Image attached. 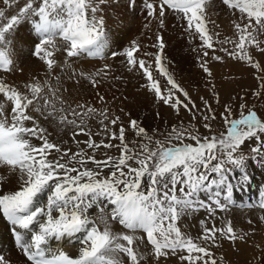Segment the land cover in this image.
<instances>
[{
    "label": "snow or ice",
    "instance_id": "snow-or-ice-1",
    "mask_svg": "<svg viewBox=\"0 0 264 264\" xmlns=\"http://www.w3.org/2000/svg\"><path fill=\"white\" fill-rule=\"evenodd\" d=\"M106 2L27 0L17 15L6 17L5 10H0V72L11 73L14 66L6 33L25 20L32 21L38 37V42L33 41V55L46 65L49 74L58 63L54 59L60 50L58 40L63 42L69 58L105 59L108 35L101 13ZM210 2L145 0V7L148 17L158 21L160 27L164 26L166 12L186 21L185 31L200 41L197 48L201 67L209 78L213 73L208 64L224 59L215 54L217 51L257 70L261 85L253 95L260 98L264 94V66L249 49L264 53V40L259 39L264 35V0H221L227 9L239 13L232 21L238 42L220 40V33L209 29V23L215 24L206 12ZM3 3L11 7L13 0ZM229 42L234 44L232 50L224 47ZM154 46L157 53L144 55L154 56L156 70L166 79L163 89L151 64L137 58L140 49L135 43L113 55L125 56L130 70H140L148 81L144 87L177 115L183 109L193 121L199 116L208 135L195 124L185 126L181 121L171 126L164 139H155V134L137 119H130L125 126L120 116L109 118L106 111L86 104L77 105L86 108L84 113L70 109L74 117L70 119L64 114L65 108H57L52 102V98L59 99L58 86H49L47 81L27 85L30 97L0 78V220L10 226L15 247L30 264H166L172 256L179 264H218L212 249L220 247L222 239L235 242L247 235L238 234L231 221L217 227L214 218L217 210L227 212L234 206V194L245 191L250 183L249 157L241 150L246 141L255 139L251 158L264 165V119L246 102L235 107L227 103L219 115L226 132L215 134L210 121L218 117L212 103L200 97L203 108L198 107L167 70L162 36H157ZM107 68L105 65L80 76L97 89V78L106 76ZM55 79L59 81V77ZM215 87L212 84L210 91L219 105ZM45 88L48 95L41 96ZM245 99L241 96L242 101ZM38 100H43V105ZM33 112L45 120L51 118L71 126V139L77 149L52 141ZM97 113L103 119L101 128L93 133L88 118ZM237 113L239 118H234ZM129 132L132 138H128ZM101 134L104 138L97 141L94 136ZM80 135L87 139L76 140ZM111 149L119 154L109 155L107 150ZM236 170L241 175L233 183L230 174ZM10 177L15 181L13 189H7ZM201 192L209 195L211 203L198 198ZM260 207L264 208V199ZM93 209L94 213L90 211ZM201 209L208 211L213 223L209 226L207 220H200L202 231L194 237L183 230L179 221ZM114 225L121 226L120 230ZM70 245L75 246L74 251L65 250ZM0 264L10 261L0 255Z\"/></svg>",
    "mask_w": 264,
    "mask_h": 264
},
{
    "label": "rangeland",
    "instance_id": "rangeland-1",
    "mask_svg": "<svg viewBox=\"0 0 264 264\" xmlns=\"http://www.w3.org/2000/svg\"><path fill=\"white\" fill-rule=\"evenodd\" d=\"M137 1L142 3V0H137ZM13 2L14 3L12 5L16 3V1H13ZM23 2L21 1L18 4H16L17 6L16 5L14 6L17 9L16 12L13 10L14 8L11 9L10 6L4 5V4H0V9L5 10L6 17H11L12 15H17L20 8H22L26 4L25 0ZM132 3L134 4L135 1L133 0ZM222 8H223V4L218 3V0H211L210 4L208 5L206 9V12L210 15L211 21H215V24L209 23L208 27L211 31L220 33V36H219L220 40H224L227 38L230 41L238 42V35L236 34V30L234 28L232 21L237 19V17L239 16V13L238 12L234 13L232 10H229L227 8L226 9L225 8L222 9ZM134 9H135V6H134ZM146 13L147 12H145L144 19H140V24L142 26L141 28L135 26L136 24L134 23V25H129L130 27L129 31L127 30V31H120V32L115 31L114 32L113 29L112 31L110 30L109 35L111 37L116 35L117 37L116 36L115 37L117 41L115 42L113 46L108 45L109 47L107 48L108 50L105 52L106 58L104 60H112L111 58H116L118 56L125 57L123 55H119V54L113 55V54L123 53L125 52L123 50L127 49L125 47L127 46L128 48L132 47L134 46V43L136 45L138 43V38L140 36L141 37L146 36L149 38V35L150 33L153 32V30L157 31V35L163 37V40L165 43L168 42V39L165 38V35L170 36L168 34L169 32L170 34L174 33L173 35L175 37L177 36L179 37V34H184V37H182V41L184 39L183 42L185 44L182 43L179 46V51H180L179 56H181L180 57L181 65H179V62L176 63V60L173 55L171 56L172 57L171 59L169 58L168 54H167L168 56L165 54L166 47L163 50L164 63L167 67V70L171 74H173L174 78L178 81V83L189 93L192 100L195 101L198 107H200L201 109L203 108V104H202L200 97H204L205 99H208L210 103H212L213 108L216 109V114L218 117L216 121H210V123H212L213 125V132L215 134H219L220 132H226V126L219 119V115L220 113L223 112V108L225 104L227 103H233V106L235 107L236 105H239L242 102H246L250 107L254 108L257 111L258 115L262 119H264V94H262L260 98H257L255 95H253V93L257 91V89H259L261 85V81L256 78L258 75H260V73H258L257 70H255L254 68H252L250 65L246 64L243 61L234 60L233 58L227 56L226 54L217 51L215 54L224 56V59L222 62L212 61L211 63L208 64V67L211 69L213 73V76L209 78L207 74L203 72V69L201 67L202 61L199 56L200 49L197 48V46L200 44V41L198 39L191 38L189 34L185 31L184 26L186 24V21H182L178 17L172 14L174 17L172 18L171 22H164V26L160 27L158 21L152 19L151 17H148ZM169 15H170V12H166L164 21H166L169 18ZM151 25L153 27L150 28ZM154 26H155V29H153ZM31 28L33 30V25L31 26ZM147 29L150 32L147 31ZM131 34H134V35H131ZM128 37L131 38V42L128 41L129 39ZM121 39L123 40V43L118 42L119 40L122 41ZM259 39L264 40V35H261ZM134 40H137V41H134ZM130 44H133V45L131 46ZM156 44H157V39L156 40L149 39L148 45L151 46L153 49V52L151 53H157L159 51L158 48L154 46ZM11 47L12 45L7 46L8 50H10ZM151 47H149L148 49H151ZM219 47L220 45L217 44L216 48L219 49ZM224 47H227L229 50H232L234 48V44L229 42L228 44L224 45ZM194 48H197V50L194 51L193 50ZM113 49H114V52L109 54L110 50H113ZM249 50L252 52L255 60L259 61L261 65L264 66V53L257 51L255 48H250ZM140 51L138 52L137 58L138 59L147 58V61L152 62L151 66L153 69V75L160 80L161 87L163 89L166 84V79L163 76H160L159 72L156 70L157 66L154 64V56H145L144 53H140ZM209 51L211 55L212 52L211 50ZM173 58H174L175 63L172 61ZM111 74L112 73L108 72L107 75L104 76L105 78L103 77L101 79V82L106 83L107 81L109 83V84L107 83L108 84L107 86L99 85V92H100L99 94L103 93L106 95H111L113 97L111 100H106V101L104 98V101H103L104 103L108 102L106 104L108 105L110 104L112 106L111 107L112 110L109 111L108 113L106 112L108 117L114 118L115 116H120L125 126H127V123L130 119H137V120L139 119L138 121L141 122L142 126L146 127L147 129L149 128L151 129L152 127H147L146 125V123L148 122H147V119L145 118V115L141 118H137L134 114L135 112L139 111L137 110L139 106L141 108L144 106V103L140 105L138 102L139 100L142 99V97L138 96L137 94L136 96L135 95L127 96V92L124 90V88H121L123 86V83H127L130 80L125 77L122 78L121 76H120L121 78L119 77L116 78L115 76ZM13 75H16V74H13ZM116 82H119V85ZM212 84L216 86L215 91L219 93V97H220L219 105L215 103V100L212 97V93L210 91ZM103 89H104V92H101L103 91ZM119 92L121 93V96L119 95ZM138 92L144 93L143 98L146 96L145 97L146 99L142 100L143 102L146 101L145 105H148L147 110H146L148 114L146 115L155 116L157 126H159L160 124L159 127H153L151 130L149 129L152 133L155 134L154 135L155 139H164V137L171 130V126L177 125L181 121H183L185 126L189 125L190 122L195 124L197 127H199V130L202 134L208 135L206 129H204L202 126V121L199 116H197L196 120L193 121L190 113H188L187 111L183 109L181 110L179 115H177L173 109L164 105L162 102L158 101L155 98L154 94L148 91V89L145 90V88L143 89L142 87L140 90H137L136 93ZM241 96L246 97L245 101L241 100ZM118 97H121L122 101H121V98H118ZM123 97H125L126 99ZM131 97H133V100L129 101L128 99H130ZM134 100H136L137 102L135 101L136 102L135 103ZM39 101L40 100H38L37 103H39ZM104 103L102 105H105ZM117 109H120V110H117ZM32 114L34 116H37V113L35 112H33ZM234 118H239L238 113L235 115ZM101 119H103V117H99V124L97 126L89 125L93 133L97 132L101 128V125H100ZM104 122L109 123L108 120H105ZM44 127L47 128V131L50 134L51 140H54V142H57V143H62L63 147L65 146L71 147L73 151L77 149V145H75L71 139L72 133H73V129L71 128V126H67V127H65L64 125L57 126L52 123L51 119H48L46 120ZM118 127L119 125H117V128ZM67 130L71 132H68ZM132 135L133 134L131 132L127 134L128 138H132ZM81 136L83 135L77 136L76 138H79ZM83 137L84 139H87L86 136H83ZM94 138L97 141H100L104 137H103V134H101L100 136H94ZM59 141H62V142H59ZM140 142L142 141L138 140V143ZM185 142L192 143V141H185ZM113 143H118V141H113ZM255 144H256V141L255 139H253L251 141H246L245 144L241 148L244 154L249 157L247 161V173H249L248 175L250 178L252 177V171L250 168L251 162H253L254 165L257 166V168L259 169L264 168V165H261L260 163H258L257 160H253L251 158L253 154L251 153L250 149ZM107 151L109 155L119 154L118 150L116 149H111ZM97 155L99 158L100 154L97 153ZM236 171H239V170H236ZM236 171H234L233 173H235ZM261 172L263 174V179H264V170H262ZM263 179H262V182H263ZM248 186L249 185L246 186L245 192H248L249 189L251 188V185H250V188ZM241 193L242 192H236V194H241ZM246 194H249V193H246ZM207 202L211 203L210 201H207ZM254 206H259V208L262 210V208L260 207L259 203H257V201L251 205L241 206V208H245L242 211V214H243L242 221L243 222L242 221L237 222L236 220H234L233 215H230V212L225 213V212H220L219 210H217L216 216L214 218V222L217 227H223L225 226L227 221H231L233 227L236 229L238 234L244 235L245 233H247V235L245 236L243 240L238 239L235 242H230L226 239H222L221 246L218 248L212 249V251L215 254V258L218 261V264H264V221L262 219L263 217L262 215L264 212L262 213L257 209H252ZM202 219L207 220L209 226H211V224L213 223V218L209 217V213L205 209L199 210L193 213V215L191 214L189 216H185L179 221V223L182 226L184 231H187L190 235L195 237L198 233L202 231L201 226L199 224V221ZM249 221H251L252 223H249ZM241 226H243V228ZM119 227L121 228V226ZM162 264H165V262L162 261ZM166 264H179V261L177 257L172 256L168 258V260L166 261Z\"/></svg>",
    "mask_w": 264,
    "mask_h": 264
},
{
    "label": "bare ground",
    "instance_id": "bare-ground-1",
    "mask_svg": "<svg viewBox=\"0 0 264 264\" xmlns=\"http://www.w3.org/2000/svg\"><path fill=\"white\" fill-rule=\"evenodd\" d=\"M13 1H16V0H13ZM21 1L23 2L24 0H18V3ZM25 1L27 2V0H25ZM134 1H135L134 4L133 3L130 4L129 0H107V2L102 5L103 12L101 14L105 18V26H106L107 35H108V45L113 46L115 44V42L117 41L116 35H115L116 37L115 36L111 37L109 35L110 30L112 31V29H113L114 32L115 31H119V32L120 31H127V30L129 31V29H130L129 25H134V23L136 24L135 26H137L139 28L142 27L140 24V19H144L145 12H147V9L145 7V0H142V3L138 2L137 0H134ZM18 3L16 2L14 5H12L10 7L11 9L14 8L13 10L15 12L17 11V9L14 6ZM218 3H222L221 0H218ZM0 4H4L3 0H0ZM134 6H135V9H134ZM223 8L226 9L227 7L225 5H223ZM174 16L170 13L169 18L164 22H171V20ZM31 26H32V21L31 20H25V21H22L20 24L15 25L13 27V29H11L8 33H6V46L12 45V47L10 48L9 51L11 52L12 57L14 59L13 71L11 73L0 72V78H3L6 83H9V84L15 86L18 90L25 93L26 95H29L30 97L32 94H31L30 89L27 87V85H30V84H33L36 82H39L41 85H43L44 82L47 81L49 86H52L54 88L58 86L59 91L57 92V96L59 97V99L52 98V102L56 104L57 108H59V107L65 108L67 111L64 114L68 115V117L70 119L74 118L71 115L70 109H76L77 112L81 111L80 113H84L86 111L85 107H77L78 104L79 105H85L86 104L88 107H95L97 109L104 110L108 113L109 111L112 110V108H111L112 106L110 104L109 105L106 104L108 102L104 103L103 102L104 100L100 101V99H98V96H103L105 98V101L111 100L113 97L111 95H106L103 93L99 94L100 93L99 87L97 89H93L80 76L81 73L97 72V71L103 69L105 65H108V68L106 70L107 73L108 72L112 73L111 75L115 76L116 78L117 77H119V78L125 77V78H128L130 80L127 83H123V86L121 87V88H124V90L127 92V96H131V95L136 96V94H137L138 96L142 97L141 100L138 99L139 100L138 102L140 105H142L144 103V106L142 108L139 106L137 108V110H139V111H137L135 109L137 111L134 113L135 116L137 118H141L145 115V118L147 119L148 123H146V122H144V123H146L147 127L153 128V127H159L160 126V124H159V126H157L155 116L146 115V114H148L146 111L148 105H145L146 101L145 102L142 101V100L146 99L145 98L146 96L143 98L144 93H140V92L136 93L137 90H140L142 87H143V89L145 88V90H146L147 88L144 87V85L146 83H148V81L142 75V72L140 70H137V69H131L130 70L129 66L127 65V60L125 57H121V56L119 57L118 56L116 58H111L112 60H104V59L99 60V59H93V58H88V57H84V56H81L79 58H69L66 56V53L63 51V48H64L63 42L58 40L57 46L60 50L57 51L55 53V56H54V59L58 63H57V66L55 67L54 71L51 74H49L47 69H46V65L40 59H38L37 57H35L33 55L34 46H35L33 41L38 42V37H37L35 31L32 30ZM147 27H149V26H147ZM151 27H153V26L151 25L150 28ZM157 27H158V25H157ZM153 29H155V26ZM157 30H159V29H157ZM147 31H149V30L147 29ZM168 34L170 36L165 35V38L168 39V42L165 43V47H166V49L164 48L165 54L166 55L168 54L169 58H171V59H172L171 56L173 55L175 60H176V63L179 62V65H181L180 64V57L181 56H179V53H180L179 46L182 43L185 44L183 42L184 39L182 41V37H184V34H179L180 38L178 36L175 37L173 35L174 33L170 34V32H169ZM131 35H134V34H131ZM171 35H173V36H171ZM157 36H159V35H157V31L153 30V32L150 33L149 38L146 36H144V37L140 36L139 38L137 37L138 43L136 44V46L140 47L139 48V49H141L140 53H145V52L151 53V52H153V49L151 46L148 45V42H149V39L150 40H156ZM135 38H136V36H135ZM129 39H128V41L131 42V38H129ZM134 41H137V40H134ZM118 42L123 43V40L122 41L119 40ZM130 45L132 46L133 44H130ZM124 46H126V45H124ZM117 47H119V46H117ZM149 47H151V49H148ZM125 48H128V46ZM116 49H118V48H116ZM125 50H123V51H125ZM112 52H114V49L110 50L109 54H111ZM140 53H139V55H140ZM136 55H138V53ZM175 55H176V57H175ZM174 58L172 60L173 62H174ZM144 60L147 61V58ZM148 62L152 65L151 61H148ZM68 65H70V67ZM154 71H155V69H154ZM73 72H75V75H73ZM13 74H16V75H13ZM11 75H13V76H11ZM130 75H131V77H130ZM55 77H59L58 82L55 79ZM97 79H99V77ZM77 80H79V82H77ZM106 80H107V78H106ZM122 82H124V81H122ZM107 83H108L107 81H106V83L101 82V78H100V85H104V86L106 85L107 86L109 84V83L108 84ZM116 83H118V85H119V82H116ZM101 92H104V89ZM120 92H119V95L121 96ZM45 95H48V89L47 88H45L44 92L41 93V96H45ZM115 97H116V95H115ZM118 98H121V97H118ZM123 98H125V97H123ZM131 98L130 99L127 98V99L129 101L130 100L132 101L133 97H131ZM114 99H116V98H114ZM60 100L63 101L62 105L59 102ZM121 101H122V98H121ZM135 101L136 100H134V102ZM103 103L105 105H102ZM39 104L43 105V100H40ZM8 107L10 108V104L8 105ZM117 110H120V109H117ZM128 111H129V109H128ZM37 116H38V114H37ZM99 117H101L99 115V113L90 116L88 118V125H96L97 126L99 124ZM38 118L40 120L41 125L44 126V124L46 123V120L43 119L42 117H39V116H38ZM49 119H51V118H49ZM52 123L57 125V126L60 125L54 120H52ZM67 131L71 132L69 130H67ZM76 140L83 141L86 139H84V137L81 136L79 138H76ZM52 141H54V140H52ZM59 142H62V141H59ZM70 144H71V142H70ZM81 146H83V145H81ZM250 168L252 171V177L250 178V183H248L247 185H249L248 186L249 188L251 185V188L249 189L248 192L243 191L241 194H236V193L234 194L235 200L239 201L240 202L239 204L243 205V206L251 205V204H254L256 201L258 202V200H260V199H264V195H262V194H264V179H263V174L261 172L262 170H264V168H262V169L257 168V166H255L253 162H251ZM240 175H241L240 171H236L235 173L230 174V179L232 180L233 183H236L237 182L236 178L239 177ZM262 179H263V182H262ZM10 180H11V183H9L7 185V189H13L16 187L14 178L10 177ZM246 193H249V194H246ZM198 198L202 199L206 202L207 201L211 202L209 195L207 193H204V192H201L199 194ZM243 209H245V208H240L237 206H231L229 208V210L225 213L230 212V215H233L234 220H236L237 222H241L242 218H243V216H242L243 215L242 214ZM252 209H257L262 213L264 212V209L262 208V210H261L259 208V206H254ZM90 211H92L94 213L95 209L90 210ZM262 216L264 217V213ZM263 221H264V219H263ZM113 227L115 230H120L119 225H114ZM238 227H239V225H238ZM241 227L243 228V226H241ZM9 228H10V226H8L5 221L0 220V255H3L5 257V259L10 261V264H30V262L26 260V257H24V255L20 251V249L15 247V245L13 243L12 235L9 231ZM53 246L54 247L57 246L55 241H53ZM74 248H75L74 245H70L65 250L74 251Z\"/></svg>",
    "mask_w": 264,
    "mask_h": 264
}]
</instances>
